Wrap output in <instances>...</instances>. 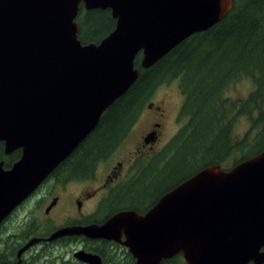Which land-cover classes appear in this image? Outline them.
Listing matches in <instances>:
<instances>
[{"label": "water", "instance_id": "95a60500", "mask_svg": "<svg viewBox=\"0 0 264 264\" xmlns=\"http://www.w3.org/2000/svg\"><path fill=\"white\" fill-rule=\"evenodd\" d=\"M109 10L114 29L82 45L76 17ZM232 0H0V223L96 128L139 76L188 37L222 21ZM83 236L124 247L135 264L182 254L187 264H264V150L228 170L207 166L143 215L121 211L101 225L56 229L39 242ZM83 264L99 256L78 251Z\"/></svg>", "mask_w": 264, "mask_h": 264}, {"label": "trees", "instance_id": "16d2710c", "mask_svg": "<svg viewBox=\"0 0 264 264\" xmlns=\"http://www.w3.org/2000/svg\"><path fill=\"white\" fill-rule=\"evenodd\" d=\"M96 20L99 25H95ZM76 21L80 27L77 38L82 45L99 43L115 26L109 10L85 11L82 5ZM140 61L139 54L135 58L139 76L134 84L101 115L96 128L52 172L56 182L92 176L97 163L124 140L144 101L158 85L173 79L179 80L184 99L180 116L186 118L162 149V153L170 154L165 165L167 172H176L166 191L207 166H221L235 147L245 144L243 140L234 145L232 140L233 122L240 114L249 115L258 127L252 141H246L247 159L264 150V0H232L231 11L218 24L188 37L148 69H142ZM240 76L252 78L255 90L242 102L231 103L224 90ZM236 106L237 112H233ZM19 156L16 151L6 158V166ZM159 161L160 158L156 162ZM143 175L144 171L132 183ZM127 186L113 191L117 192L118 200L131 194L125 190ZM0 260L9 263L8 257L1 254ZM176 261L175 257L162 264Z\"/></svg>", "mask_w": 264, "mask_h": 264}, {"label": "rangeland", "instance_id": "374dc122", "mask_svg": "<svg viewBox=\"0 0 264 264\" xmlns=\"http://www.w3.org/2000/svg\"><path fill=\"white\" fill-rule=\"evenodd\" d=\"M94 22L95 25L100 24L97 20ZM254 90L255 83L252 78L240 76L234 79L227 88H225L224 95L229 102L240 103ZM163 94L164 97L161 96ZM161 100H165L170 105L169 112L173 111V113L169 115L170 117L177 112L176 123L173 125L170 120L168 121L169 131L165 141L169 142L185 123L186 118L180 116L184 99L179 88L178 79L161 83L155 88L150 97L144 101L138 118L127 132L124 140L112 153L97 163L92 176L85 179H71L65 184H60L61 182L56 183V181L51 183L47 182L39 192L37 202L31 204V208L29 210L27 209V212L23 211L20 217L16 218V216L8 221L6 227L0 231V238L4 239L8 236L10 248H14L18 243H22V238L19 236L21 232H23V237L30 234V230L26 229L29 223L36 227V232L38 229L37 233L42 235L49 233L62 222L63 218L67 215H72L75 212L73 203V200L75 199L81 201L83 205L82 209L85 213H89L95 209L97 210L100 203L104 200V202L101 203V207L97 210V215L99 217L108 213L107 211L109 210L114 213L127 206L135 207L140 201H142V208L144 207V203H154L157 200L158 195L163 193V191H165L173 182V178L176 174L175 171L168 173L165 168L170 154L162 153V149H164L168 142L161 150L152 152L151 158L144 159L138 157L135 159V166L130 170V172H135L132 176L129 175V170H126V166L119 167L118 164L125 161L127 158L134 159L139 155H135L134 153L136 147L139 145L141 132L144 129L145 122L149 116L146 104L151 101L157 105ZM236 109H238V106H236L233 112H237ZM252 115L256 116L257 112L253 111ZM257 129L258 127L253 124L249 115L240 114L234 120L232 126L233 143L236 145L244 140L245 144L235 147L228 158L221 164V167L224 169H230L234 166L235 162L240 161L243 158L247 159L246 155L249 151L248 143L252 141ZM173 132L174 135L171 137ZM246 141L249 142L246 143ZM156 149H160V146H157ZM155 157H159L161 161L156 162L159 158L153 161ZM158 169H161L162 171L159 172ZM143 171L144 175L138 181L132 183L142 174ZM145 177L150 178L146 181ZM104 183L110 188H113H109L108 193L110 194H103ZM125 185H129L125 189L128 193H131V195H138L141 200L137 197L132 200L129 198L131 197L130 194H128L125 199H122L121 202L120 200H117L118 197L115 195L117 192L113 191L118 190ZM54 196L62 197V206L51 214L53 221L47 219L44 220L43 216L45 215L43 210L50 199ZM27 214L30 216L34 215L35 220H30L29 218L25 219ZM8 229L10 230L9 232H7ZM28 237L29 236L24 237L23 240ZM69 245L70 244L67 243H61L56 247L47 249L44 253L37 249L36 252H31L23 256L22 259L25 261H23V264H80L73 258V251L75 248H72ZM112 250L117 253L118 263L125 264L124 250L116 247L112 248Z\"/></svg>", "mask_w": 264, "mask_h": 264}, {"label": "flooded vegetation", "instance_id": "af4514ba", "mask_svg": "<svg viewBox=\"0 0 264 264\" xmlns=\"http://www.w3.org/2000/svg\"><path fill=\"white\" fill-rule=\"evenodd\" d=\"M161 96L164 97V94ZM169 107H170V105L165 100L159 101V104H157V105L151 101H149L146 104V109L149 111V116H148L147 121L145 122L144 129L141 132L139 145L136 147L135 153H134L135 155H137V154H139V155H137L134 159L127 158L125 161L120 162L118 164L119 167L126 166L127 167L126 170H129V172H130V170L133 169L135 166V159H137L138 157H142L144 159H147V158L149 159L152 157L151 156L152 152H154V151L157 152V151L161 150L165 146V144H167L168 141H165V139H166V137L168 135V131H169L168 130V121L170 120L173 125L177 121V112H175L173 114V116L170 117L169 115L171 113H173V111L169 112ZM173 135H174V132L171 134V137ZM157 146H160V149H156ZM17 151H19V150H17ZM12 154H10L9 156L5 155L3 143L0 142V162H3V168L4 169L10 168V166L16 161V160L13 161L10 164V166H8V167L6 166V160L5 159L10 157ZM134 173L135 172H130L129 175L132 176V175H134ZM51 174L48 176V178L44 181V183L31 196H29L22 204H20L17 208H15L8 215V217L5 218L0 223V231H1V229L6 227L8 221L13 219V217H16V216H17L16 218L20 217V215L23 211L27 212V209L29 210L31 208V204H34L35 202H37L38 197H39V192L41 191L42 187L47 182L48 183L55 182V180H54V178H52ZM56 183H59V182H56ZM65 183L66 182H61L60 184H65ZM109 188L110 187L106 183L103 184V191H104L103 194L104 195H106L108 193ZM110 189H113V188H110ZM171 189H169L168 191H170ZM168 191L165 190V192L163 191V193L159 194L157 200L154 203L153 202L150 204L144 203L143 208H142V201H140V202H138L137 206H135V207L127 206V209H121V210H118L114 213L111 212V210H109V211H107L108 213H106L105 215L100 216V217L97 215V210L99 209V207H101V203L104 202V200L100 203V206L98 207L97 210L95 209L89 213H85V212H83V209H82L83 205H82L81 201L75 199V200H73L75 212L72 215H67L65 218H63L62 222L59 225H57V227L54 228L49 233H45L44 235H40L37 233L38 229L36 232V227L33 224L29 223L27 225L26 229L30 230V234H27L24 236V237H27V236H29V237L27 239L23 240V238H24L23 232H21L19 234V236L22 238V243L21 242L18 243L14 248L13 247L10 248L8 236H6L4 239L0 238V254L2 257H8V261H9V263H7L6 261L0 260V264H23L24 260L22 258L26 254H29L31 252H36L37 249L41 250L44 253V251H46L47 249L52 248V247H56L58 244H61V243L70 244L69 246H71L72 248H75V250L73 251L74 253L77 250L78 251L82 250V251H85L87 253H91V254L99 256L102 264H119L118 259H117V255H116L117 253L114 250H112V248H114V247L121 248L118 244L111 242V241H105V240H91V239H87L83 236L63 237V238H59L53 242H39L38 244L33 245L32 247L27 249L19 257L17 256V252L31 238H48L50 236V234L58 228L70 227V226H88V225H92V224L101 225L108 218H110L112 215H114L118 212L127 211V210H132V211H135L136 213H138L139 215H143L145 212H147V210H149L152 206H154V204H156L157 201ZM108 194H110V193H108ZM130 196L131 197H129V198H131L132 200H134L133 198H135V197L140 199V197L138 195H131L130 194ZM120 202H121V200H120ZM61 206H62V197H60V196L52 197L43 210V213L45 215V216H43L44 220L47 219V220L53 221L51 214L55 210L59 209ZM29 216L30 215L27 214L25 219L29 218L30 220H35L34 215H31L30 217ZM9 231L10 230L8 229L7 232H9ZM2 233H4V232H2ZM125 253L126 252H124L126 263L128 262V264H135V260L129 254L126 255ZM176 258H177L176 264H187L184 261L182 254L177 255ZM249 264H253V263H249Z\"/></svg>", "mask_w": 264, "mask_h": 264}]
</instances>
